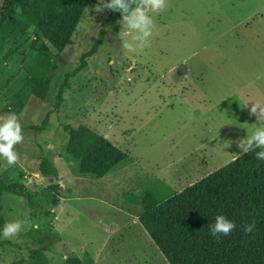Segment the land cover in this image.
I'll return each instance as SVG.
<instances>
[{
  "label": "rangeland",
  "instance_id": "rangeland-1",
  "mask_svg": "<svg viewBox=\"0 0 264 264\" xmlns=\"http://www.w3.org/2000/svg\"><path fill=\"white\" fill-rule=\"evenodd\" d=\"M167 2L165 11L149 13L155 16L157 28L143 50L129 53L123 49V42L134 33L123 29L122 18L109 23L103 44L85 59L86 67L67 80L56 112V95L65 74L97 42L111 10L88 12L97 3L88 5L70 44L59 54L52 48L48 52L31 48L33 27L24 41L4 42L0 49V115L15 113L22 128L39 125L47 113L50 117L42 132L22 129L24 141L16 146L19 160L15 165L8 166L0 158V183L37 193L33 199L0 193L5 223L26 221L17 238L0 235V241L9 243L0 246V264L21 259L30 264L38 259L39 250L47 264H62L72 254L84 264H167L151 239L140 232V223L134 222L141 211L136 200L145 191L158 198L180 192L241 152V139L251 134L256 117L244 109L238 116L226 99L228 103L262 102L250 90L259 82L264 88V77L252 86L245 79H255L264 56V0ZM2 5L0 0V9ZM217 35L221 41L215 45L232 55V64L210 71L206 56L213 49L207 42ZM47 79L43 92L40 83ZM211 97L225 98L220 125L227 127L229 136L241 137L233 143L230 138L225 143H208L189 158L191 149L212 137L209 125L217 126L215 117L220 110L207 104ZM79 126L106 137L128 155V161L119 166L122 175L96 180L78 173V161L64 148L69 138L66 128ZM208 151L211 158L205 154ZM45 156L54 162L56 179L39 172ZM190 165L193 173L181 170ZM171 176L168 188L164 183ZM49 185L58 186L55 207L47 202L53 196L44 191Z\"/></svg>",
  "mask_w": 264,
  "mask_h": 264
},
{
  "label": "trees",
  "instance_id": "trees-1",
  "mask_svg": "<svg viewBox=\"0 0 264 264\" xmlns=\"http://www.w3.org/2000/svg\"><path fill=\"white\" fill-rule=\"evenodd\" d=\"M98 0H3L0 9V49L6 41H24L29 29L36 31L31 48L48 52L52 48L61 53L70 44L71 37L85 10ZM121 19V14L111 11L101 25L98 40L82 56L79 65L65 74L56 95L57 107L67 87V80L86 67V58L97 52L104 42L105 28ZM39 43V47L36 44ZM57 56V55H56ZM49 79L40 83L44 89ZM47 113L39 125L22 129L42 132L49 123ZM68 141L64 152L79 163L78 173L92 179H102L128 161V155L104 136L86 126L66 128ZM258 151V150H257ZM43 176L57 178L52 159L45 156L39 165ZM45 192L52 193L48 204H58V186L49 185ZM5 192L26 199L37 193L19 186L0 183V193ZM135 200L129 201L133 203ZM141 212L138 222L146 231L168 264H264V161L255 158V152L242 154L220 169L165 198L145 191L137 200ZM217 215L233 221L236 228L227 236L213 237L210 226ZM255 222L251 233L243 226ZM5 221L0 206V230ZM43 245V241H39ZM9 245L0 241V246ZM59 245V244H58ZM57 245V246H58ZM57 246H55L57 248ZM30 264H47L42 251ZM11 264H23L22 259ZM62 264H84L72 254Z\"/></svg>",
  "mask_w": 264,
  "mask_h": 264
},
{
  "label": "clouds",
  "instance_id": "clouds-1",
  "mask_svg": "<svg viewBox=\"0 0 264 264\" xmlns=\"http://www.w3.org/2000/svg\"><path fill=\"white\" fill-rule=\"evenodd\" d=\"M167 0H99L93 9H88L95 13H101L105 9L116 11L121 14V25L127 32L134 33L131 40L123 42L122 47L129 53L147 48L151 43V38L155 34L157 24L155 16L166 10ZM249 114L256 117V123L252 124L253 131L240 142L242 154L255 152V158L264 161V103L252 102ZM24 134L22 125L15 113L0 115V158L6 161L8 166H13L19 160V153L16 146L23 143ZM258 150V151H257ZM240 155H235L239 158ZM26 221H9L3 225L0 235L4 239L12 240L18 237ZM39 227V225H33ZM255 227V222L245 224V233H251ZM236 225L228 220L224 215H217L214 223L210 226V234L213 237L227 236Z\"/></svg>",
  "mask_w": 264,
  "mask_h": 264
},
{
  "label": "crops",
  "instance_id": "crops-1",
  "mask_svg": "<svg viewBox=\"0 0 264 264\" xmlns=\"http://www.w3.org/2000/svg\"><path fill=\"white\" fill-rule=\"evenodd\" d=\"M208 33H212V31H209ZM226 33V32H225ZM211 35V34H210ZM221 41V36H219V35H217V36H214L211 40H209L208 42H207V45H208V47L209 48H212L213 49V51L212 52H210L211 54H208L207 56H206V61H207V67H208V70H210V71H214V70H219L220 68H222L223 70H225V69H228V67H229V65H231L232 64V55L230 54V53H226L225 51H226V49L225 48H223V46H221V45H215V43H218V42H220ZM238 43H240L239 41H237ZM222 56H221V55ZM195 55L196 56H198V52H196L195 53ZM221 57H223V60L222 61H218V59H220ZM212 65H213V67H212ZM180 66H182V67H180V69H184V67H183V65H180ZM260 66V68L258 69V71H259V73H256V77H255V79H250L249 80V78H246L245 79V81H249V82H251V86H252V84H256L255 82L256 81H259V80H262L263 79V77H264V56H261V58H260V60H259V64H258V66H257V68ZM256 68V66H253V67H250L249 69H255ZM175 68H172L171 70H169V71H172V70H174ZM185 70V72L187 71V69L185 68L184 69ZM219 72V71H218ZM221 72V71H220ZM187 73V72H186ZM202 75H204V73L203 74H201L200 76H202ZM260 83V82H259ZM257 84L256 86H253L252 87V89L250 90V92H252V91H254V92H257L259 95H258V97L260 96L261 97V99H262V103H264V92H263V87H262V85L261 84ZM263 84H264V80H263ZM180 89H182V87H180ZM179 89V90H180ZM224 99L225 98H217V99H215L214 97L212 98H210L209 100H208V102H207V104H209V105H211L212 107H214L215 109H217V110H220V113H217L216 114V117H215V119L217 120V126L214 128V127H212L211 125H209V127H208V132L211 134V138H209V140H207L206 142H204V143H202L199 147H194L193 149H191L188 153H189V158H192L193 157V155L194 154H197L198 153V151H199V149H205L206 147H207V144L208 143H213V142H219V143H225L226 142V138H230L231 140H230V142H236L237 140L235 139V138H240L241 136H239V135H230L229 136V134H228V129H227V127L225 126V125H220V120H219V116L221 117V116H223V113H221L222 112V110H223V108L225 107L224 106V103H225V101H224ZM241 99H243V98H241ZM226 103L229 105V108H230V110H233V113H235V114H237L238 116H240L237 112L240 110V111H242V109H244L245 111H248L249 112V110H250V105L251 104H244V103H242V102H240V100L238 101V100H236V101H230L229 103H228V101H227V99H226ZM231 106V107H230ZM252 117V116H251ZM228 119V118H227ZM213 129H215V131L213 130ZM220 129V130H219ZM225 134V135H224ZM106 138V137H105ZM241 140H243V139H241ZM206 154V156H208L209 158H211L212 157V155H211V151H208V152H206L205 153ZM239 155H242V153L240 152V153H238ZM234 159H236L235 158V156L233 157V160ZM184 160V159H183ZM232 160V161H233ZM188 161H190L191 163L192 162H194V165L195 164H197L195 161H191V160H188ZM119 168H121V167H117L112 173H110V174H108L107 176H105L104 178H102V179H107V178H117L118 176L117 175H122V172H124L122 169H120L119 170ZM127 168V167H126ZM117 170V171H116ZM122 170V171H121ZM125 170V173H126V169H124ZM181 170H183L185 173H188V172H190V173H193V167H192V165H190L189 167H187V168H184V167H182L181 168ZM124 173V174H125ZM169 173H171L170 171H169ZM172 176L170 177V178H167V180L169 181V182H165L164 184L168 187V188H171V184H172ZM171 180V181H170ZM198 182V181H197ZM192 184H190V186H191ZM189 187V186H188ZM181 192V191H180ZM141 212V211H140ZM140 214V213H139ZM135 222V224L138 226V217L136 218V221H134ZM140 227V232L142 233V234H144V236H146L147 238L149 237L148 236V234L146 233V231L143 229V227L141 226V225H139ZM150 238V237H149ZM152 241V240H151ZM168 264V263H167Z\"/></svg>",
  "mask_w": 264,
  "mask_h": 264
}]
</instances>
